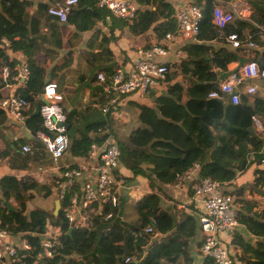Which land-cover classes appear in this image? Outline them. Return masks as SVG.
I'll list each match as a JSON object with an SVG mask.
<instances>
[{
  "label": "trees",
  "instance_id": "1",
  "mask_svg": "<svg viewBox=\"0 0 264 264\" xmlns=\"http://www.w3.org/2000/svg\"><path fill=\"white\" fill-rule=\"evenodd\" d=\"M55 1L34 4L27 0H0V43L5 38L10 44L7 50L0 44V68L7 66L13 71L22 59L9 55L23 53V61L30 71L28 81L19 89L20 96L28 103L26 118L33 112L34 105L40 102L45 80L57 83L60 75L71 69L74 60L72 51H67L60 59L48 54L52 48L44 53L41 51L46 44L63 51L61 26L46 15L48 7ZM229 1L196 0L195 4L203 16L198 42L183 46L187 57L176 71L167 75L166 83L169 85L165 93L154 98L152 107L133 102L126 104L125 108L131 110L135 107L138 114L128 143L116 142L121 152L119 165L132 175L128 181L137 177L148 180L144 167H150L154 174L148 180V186L154 192L144 195L136 204L135 218L130 223L121 219L123 210L119 205L112 219H96L90 230H73L68 234V223L64 219L67 198L60 202L55 214L38 208L27 213V203L32 199L30 192L38 188L36 181L33 178L18 179L13 175L0 178V196L9 205L0 211L3 227L12 237L23 235L28 239L31 251L26 253V264H31L40 251V237L47 221L54 228H59L64 249L53 259L44 260L43 264H125L126 258L143 260V264H181V260L183 264H191L188 244L200 232L197 218L185 212L163 209L159 194L169 198L163 188L173 184L177 174L195 163L200 166L201 178H209L228 187L252 170V183L235 186L233 192L235 202L241 205L237 220L251 234L264 237V206L245 198V191L250 196L264 191V132L255 130L251 121L256 116L264 127V97L259 94L243 96L238 106L207 98L210 90L231 70L251 61L264 64V44L256 43L262 51L247 52L232 51L223 46V39L218 37L211 22V14L214 5ZM135 4L137 15L131 23L112 17L107 10L97 6V0H80L69 14L65 25L72 27L77 35L94 31L98 23L104 25L107 19L113 26L109 37L102 35L96 43L98 33L95 32L89 40L88 49L98 51L99 56L90 55L87 59L93 73L91 82L98 72L108 73L115 68L112 52L108 50L115 29L126 27L134 36L152 31L158 39L175 31L174 6L168 0H135ZM247 4L253 8L251 20L248 23L235 20L224 29V36L240 35L245 28L255 31L256 26L250 22L253 20L258 22L257 27L260 26L264 20L261 15L264 0H247ZM44 28L46 32L42 33ZM241 41L245 43L246 39ZM97 58L101 60L99 63H95ZM230 66H234L233 69L229 70ZM80 80L84 81V77L80 76ZM100 92L95 88L92 96L102 106L105 100ZM6 96L7 91L0 79V99ZM110 112L112 109L104 118L97 109L83 112L65 110L71 157L84 158L92 144H101L110 137ZM5 124L6 116L0 110V128L3 129ZM26 129L36 133L41 129L40 118L29 120ZM23 144L32 147L31 153L21 151ZM40 152H43V146L38 142L31 139L13 141L0 130V158L10 170L25 171L29 163L41 160ZM256 207L258 211L254 210ZM149 225L154 233L174 232V237L167 242L150 243L152 235L135 236ZM231 243L240 248V253L236 254L239 263L264 264V243L251 246L235 233ZM201 245L202 241L198 248ZM246 253H249L248 257ZM202 264L214 262L204 257Z\"/></svg>",
  "mask_w": 264,
  "mask_h": 264
},
{
  "label": "built area",
  "instance_id": "2",
  "mask_svg": "<svg viewBox=\"0 0 264 264\" xmlns=\"http://www.w3.org/2000/svg\"><path fill=\"white\" fill-rule=\"evenodd\" d=\"M34 4L46 0H27ZM80 0H57L50 5L46 15L58 24H66L69 14L78 6ZM174 6L176 28L166 33L161 41L153 46L140 48L130 67L115 66L108 73L98 72L93 86L100 89L104 104L99 106L96 100L88 97L82 99L80 111L97 109L106 115L109 109L116 110L126 97H143L161 84H165L167 75L179 68L186 59L183 49L186 43H197L202 21V12L195 4L196 0H168ZM99 8L107 10L112 17L125 23L135 20L138 7L135 0H97ZM212 24L218 37L223 39V46L229 50L244 52L258 49L257 42L264 44V29L255 27L251 32L245 28L240 35L236 33L224 36V29L235 20L249 21L252 10L247 0H231L220 2L212 9ZM46 32V28L42 29ZM246 42L242 43L241 39ZM182 43L181 45H178ZM6 50L10 44L2 38L0 43ZM11 58L22 59L11 71L9 67L0 68V79L7 91V96L0 99V110L5 114L7 126L26 129L25 112L28 103L20 96L19 89L28 81L30 71L23 61V53H12ZM165 60V61H163ZM264 82V64L248 62L231 72L207 95L208 99L228 103L231 106L241 104L243 96L257 94L258 84ZM42 100L45 103H42ZM39 104L41 129L28 137L43 146L39 157L47 156L51 164H35L27 172L25 178H33L35 174H51L54 194L59 202L67 198L64 219L70 230H90L96 219L107 221L115 216L120 205V197L125 192L133 204H137L143 195V189L137 184H129L119 165L121 152L116 141L108 137L101 144H92L84 158L59 166L58 161L68 152L70 140L67 136V116L65 98L57 83L47 82ZM114 114V112L112 113ZM252 125L263 133L264 127L258 117L251 118ZM11 140H19L11 136ZM23 153H31L32 147L25 144ZM200 166L193 164L185 172L177 174L173 184L166 185L170 189H184L190 196L187 205L195 206L203 242L199 249L203 257L213 260L214 264H237L238 260L230 247V242L238 226L237 203L233 193H226L222 185L209 178H201ZM8 204L0 196V211ZM178 209L182 206H176ZM152 235L157 241L159 233L153 232L151 225L136 234V237ZM226 235V237H222ZM62 233L47 221L45 231L40 237V251L31 264L44 263L53 259L63 249ZM153 242V241H152ZM27 251L31 245L23 235L10 236L3 227L0 214V264H26ZM132 261L126 258L124 263ZM135 261V260H134Z\"/></svg>",
  "mask_w": 264,
  "mask_h": 264
},
{
  "label": "crops",
  "instance_id": "3",
  "mask_svg": "<svg viewBox=\"0 0 264 264\" xmlns=\"http://www.w3.org/2000/svg\"><path fill=\"white\" fill-rule=\"evenodd\" d=\"M249 6V4H248ZM250 7V6H249ZM140 8V6H139ZM253 13V8L250 7ZM264 17V6L263 11L261 13ZM251 20V19H250ZM251 24L254 26H257V23L255 20L250 21ZM249 22V23H250ZM248 23V22H247ZM61 25V35H62V46L63 49H69L72 51L78 50V55L75 54V58L73 60L71 69L69 71H65L60 75L58 78L57 85L59 87V90L63 93L65 98V110L67 112H70L71 110H79V107L81 105L82 99L84 97H88L90 100H96V97L92 96V92L95 89L93 86V82H91L93 78V73L89 70V61L87 59L90 55H96L98 56V51L94 50L91 51L88 49V43L89 40L93 37L94 33H98V37L96 36V43L97 41H100L101 36L105 35L107 37L110 36V28L111 26L110 19H107L105 21V24L102 25V23H98V25L95 27L94 31L92 32H85L81 34H76L74 29L72 27H63L64 24ZM259 26V25H258ZM259 27H264V20H261V24ZM45 33V32H42ZM78 37V39H77ZM113 41H111L108 44V50L112 52V62L114 63V66H121V67H130L132 65L133 60L136 57L137 50L144 47H149L158 44L161 39H158L156 35L149 31L143 35L134 36L131 34V32L125 27L122 29H115L113 31ZM68 40L69 42L64 43V40ZM163 38V37H162ZM182 43H179L178 45H181ZM188 44V43H187ZM211 44V43H210ZM215 43H212V45ZM217 47L219 46L218 44ZM71 47V48H70ZM258 50V51H262ZM79 56V57H78ZM99 57V56H98ZM79 61V62H78ZM101 60L99 58L96 59L95 63H99ZM165 61V60H163ZM78 63V64H77ZM78 65V66H77ZM17 67V66H16ZM15 67V68H16ZM234 66H230V69H233ZM68 72V73H67ZM67 74V76H65ZM80 76L84 77V81L80 80ZM178 80V79H177ZM48 82H50L48 80ZM169 84L165 82V84H161L154 90L150 91L147 95L143 97L139 96H133V97H126L122 102L119 104V112L121 114L132 112V130L136 127V115L138 114V110L133 107L131 110H128L126 107V104L128 102H133L137 105H145L147 107H152L154 98L161 96L165 93V90ZM118 109V108H117ZM120 116V115H119ZM27 119V118H26ZM2 128V127H1ZM2 133L5 134L8 138L11 139V136H18L19 140H29L31 138L28 137V130H25L24 128H19L16 126H10L7 124L4 125V128L1 129ZM30 133V132H29ZM108 133V131H106ZM32 140V139H31ZM25 145V144H23ZM22 145V146H23ZM21 146V147H22ZM21 149V148H20ZM76 159L70 156L68 153V156L66 154L63 158H61L58 161L59 166H63L65 164H69L74 162ZM68 162V163H67ZM2 163V164H1ZM43 163L45 165L51 164L48 157L45 156L44 159H41L38 162L29 163L25 171H12L8 168V166L4 163V161H0V178L4 175H13L18 179H23L26 177V174L28 171H30L31 167H33L35 164ZM145 171L147 172V178L152 179L154 174L150 167H144ZM123 176L125 177L126 181L129 184H137L139 185L144 191V195H150L154 191H152L148 186V180L146 178L137 177L134 180H127V178H133L132 175L129 172H126L124 169H122ZM252 170H250L248 173H246L244 176L239 178L236 182L232 183L231 186H223L222 190L225 192L233 193L235 191V186H249L252 183ZM128 176V177H127ZM52 175L51 174H35L33 176V179L38 184V188L31 191L30 194L32 195V199L27 203L26 212L29 213L33 208L42 209L46 212H49L51 214H55L59 208L60 202L58 199H56L54 194V187L51 180ZM244 183V184H243ZM165 193L169 196V198L162 197L161 194H159L161 200H162V208L166 210H175L180 212H185L188 215L195 216L197 212V208L195 206L187 205L186 202L188 200V197L190 196L189 192H185L184 189H170V188H163ZM246 190L248 188H245ZM234 194V193H233ZM235 195V194H234ZM141 197V198H142ZM245 198L248 200L258 202L259 206H264V191L259 193L256 196H250L245 191ZM238 205L237 211L241 208V205ZM120 206L122 207L123 215L121 216V219L127 223L126 216L128 212L132 211V215L135 218V208L136 205L131 202V200L127 197L125 192H122L120 197ZM176 206H182V208H177ZM255 211H258L259 208H254ZM174 212V211H173ZM133 220V219H132ZM129 221L128 223H130ZM235 234H238L245 243L254 246L258 242L264 243V237L256 236L251 234L245 226L238 224V226L235 229ZM174 237V232H169L164 235H159V238H156L157 241H169ZM222 237H226V235H223ZM155 242V240L151 237L150 243ZM203 242V236L201 232L198 233V235L190 241V244H188V250H189V257L191 260V264H202L204 257L200 254L198 248L199 242ZM232 242V240H231ZM230 242V247L232 251L235 253H240V248L234 246ZM245 256H249V253H246ZM140 261V260H139ZM138 261H129L125 264H137ZM183 264V261L180 262ZM242 264V263H237Z\"/></svg>",
  "mask_w": 264,
  "mask_h": 264
},
{
  "label": "rangeland",
  "instance_id": "4",
  "mask_svg": "<svg viewBox=\"0 0 264 264\" xmlns=\"http://www.w3.org/2000/svg\"><path fill=\"white\" fill-rule=\"evenodd\" d=\"M63 27L65 28L66 25L64 24ZM77 39H78V37H77ZM66 42H69V41L66 40V38H65L64 43L66 44ZM50 48H52L53 51H49L50 53H48V54L53 56L54 59H60L65 53H67V51H72L69 49H63V51H62V49L59 50L57 48H54L53 45H47V44L41 47V51L44 53V51L50 50ZM72 52H73V55L75 58V54L78 55V50H76L75 52L74 51H72ZM65 76H67V74ZM257 94H259L261 97H264V85L262 83L258 84ZM117 108H116V110L110 112V116H109V118H110L109 119L110 120V129H109L110 137H112L116 142L126 144L129 141V135H130L131 130H132L133 116H132L131 111L128 113L125 112V113L121 114L119 112V107H117ZM113 112H114V114H112ZM101 116H104V115H101ZM104 118H105V116H104ZM104 118L102 117V119H104ZM66 156H68V152L66 153ZM0 161L1 162L3 161L2 158H0ZM35 192H37V191L35 190ZM131 213H132V211L127 213L128 216H126V219H125L127 221V223L129 221H131L132 219H134V217Z\"/></svg>",
  "mask_w": 264,
  "mask_h": 264
},
{
  "label": "water",
  "instance_id": "5",
  "mask_svg": "<svg viewBox=\"0 0 264 264\" xmlns=\"http://www.w3.org/2000/svg\"><path fill=\"white\" fill-rule=\"evenodd\" d=\"M45 82L47 83V82H48V79L45 80ZM42 103H45V102L42 100ZM38 116H39V104L36 103V104L34 105L33 112H32L31 115L26 119L25 122L27 123L29 120L34 119V118H37ZM6 205H7V207L9 206L8 204H6ZM71 231H72V230L69 229V230H68V234H70ZM137 264H143V260L138 261Z\"/></svg>",
  "mask_w": 264,
  "mask_h": 264
}]
</instances>
